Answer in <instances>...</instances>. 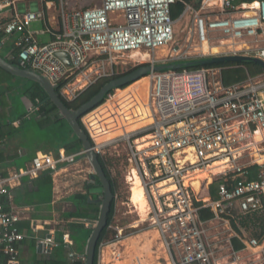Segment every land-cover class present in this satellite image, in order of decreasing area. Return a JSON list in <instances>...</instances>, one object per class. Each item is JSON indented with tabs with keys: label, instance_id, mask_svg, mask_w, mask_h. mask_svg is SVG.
<instances>
[{
	"label": "built area",
	"instance_id": "1",
	"mask_svg": "<svg viewBox=\"0 0 264 264\" xmlns=\"http://www.w3.org/2000/svg\"><path fill=\"white\" fill-rule=\"evenodd\" d=\"M19 1L0 0V33L13 38L19 66L61 86L66 100L76 99L101 78V66L133 58L135 51L155 53L172 44L176 21L188 13L193 15L188 34L201 45V52L211 33H221L231 42L223 55L249 56L246 41L264 38V0L239 5L233 0H203L197 9L187 4L176 20L171 7L182 0H89L70 7L67 0H58L57 28L48 24L44 10H21ZM38 1L52 3H34ZM214 6L220 14L203 12ZM38 21L43 28L31 30ZM40 35H49L50 40L41 43ZM60 52L69 56L70 65L57 56ZM188 54L177 51L164 62L195 59ZM252 56L264 61V47ZM147 79L142 103L129 94L119 98L110 94L82 116L94 151L101 155L109 145L126 140L131 169L127 178L131 183L135 172L141 179L146 217L159 234L169 264H264V237L228 226L264 210V72L229 86L222 83L219 68L152 72ZM123 106L126 110L121 112ZM34 110L38 108L33 106L30 113ZM138 122L144 123L126 133V123ZM117 130L116 137H106ZM77 155L65 150L58 156L38 153L17 172L4 176L0 171V264H21L19 245L27 237L18 227L19 215L4 200L11 195L10 185L23 176L55 172ZM196 180L207 189V199L199 197ZM214 181L219 182L216 198L210 191ZM203 209H209L212 218L202 219ZM219 222L231 231L225 238L212 231ZM114 230L112 241L119 242L124 230L119 226ZM62 239L68 243L69 233ZM234 239L241 249L234 248ZM39 243L43 253L58 245L52 237ZM69 257L78 256L71 252Z\"/></svg>",
	"mask_w": 264,
	"mask_h": 264
},
{
	"label": "rangeland",
	"instance_id": "2",
	"mask_svg": "<svg viewBox=\"0 0 264 264\" xmlns=\"http://www.w3.org/2000/svg\"><path fill=\"white\" fill-rule=\"evenodd\" d=\"M66 2L67 6L70 7L76 6L77 4L80 6L85 5L89 3V0H67ZM215 2H217V0H214V3ZM48 10L49 12H54L55 15L57 14L58 5L55 0H52ZM211 10L214 11L211 13L212 15L220 14V8H218V6L206 8L203 12L209 14ZM192 17L193 15L188 13L184 19L176 21L174 27L175 39L172 44L156 50L155 53H147L146 51H142L141 53L133 52V58L128 56L117 59L116 63L110 65L105 64V66H101L99 69L100 75H102V77L103 75L108 77L115 74L125 73L141 64L151 62L162 63L167 60L166 57H170V55L177 51L189 53L188 55L190 58L223 55L224 51H228V44L231 43L227 41L228 38L221 35V33H211L209 35V41H207L209 48L206 49L204 47L202 50L203 52H201V50H199L201 45L196 41L194 36L190 37L188 34ZM30 28L33 31L39 30L43 28V22H33ZM38 40L41 43L48 42L50 37L47 35L38 36ZM246 42L248 46L251 47L249 56L255 54L256 49L264 47L263 37H257L252 40L250 39ZM213 47H217V50H213ZM2 53L5 54L4 50H2ZM142 80L145 81L139 83ZM148 82L149 80L147 79V76L143 77L124 88L115 89L111 95L115 98H119L129 94L133 100L137 101V103H142V99L144 97L143 90L145 85L146 87L148 86ZM24 83L25 80L22 78H11L4 86H0V93L4 91L3 95L0 94L1 99L5 100L7 96L12 97L16 102V107H18L17 111L19 113L24 112V108H22V88ZM6 88L10 90L9 93H7V91L5 92ZM125 103L129 102L125 101ZM131 104H134V102ZM124 107L125 106H123V109L120 110L121 112L126 110ZM135 110L137 111L136 108ZM105 117H108V115ZM110 121L111 119L108 118L107 122ZM141 123L144 122L134 124L126 123V133L134 131V129H136V127H138ZM22 128H30V123L25 124ZM119 134L120 131L117 130L110 132V134H107L106 137H116ZM30 136L33 137V135ZM101 155L105 158V160H110L109 170L111 175L116 179L118 187L114 197V216L111 222V227H109L110 235L109 238L100 245L98 264H169L166 249L162 245V241L157 230L151 226L149 219L146 217V211L143 213L131 202V184L127 178L131 169L128 161V146L126 140L121 139L118 143L109 145L103 150ZM56 172L57 173L53 172L52 175H57V179L62 182L59 193L62 201L64 202L63 208L72 209V206L67 203L68 196L85 191V184L87 181H90L89 175L94 172V169L88 158L81 157L79 159H74L71 162L59 165ZM198 194L199 197L202 198L201 194ZM140 212L142 213L140 214ZM233 223L235 225H240L241 227L240 220H237L236 222L231 221L228 225L237 232ZM91 224L94 226L96 222H90L89 226H92ZM114 226H119L124 230L123 236L119 242L112 241L115 234ZM225 228V224L219 222L215 223V229L212 231H219V238H225L228 234H231V231L229 229V231H227ZM245 232L246 234L253 235L252 228L246 229Z\"/></svg>",
	"mask_w": 264,
	"mask_h": 264
},
{
	"label": "trees",
	"instance_id": "3",
	"mask_svg": "<svg viewBox=\"0 0 264 264\" xmlns=\"http://www.w3.org/2000/svg\"><path fill=\"white\" fill-rule=\"evenodd\" d=\"M259 0H233L235 5H239L241 3H250ZM56 4H58V0H55ZM203 0H182L174 3L171 7V16L173 19H178L180 15L183 13L185 6L187 4L191 5L195 9L199 8L202 4ZM0 43L1 50H4L5 53L10 52L8 56H5L9 62L14 65L19 66V62L16 59V50L13 48L12 41L9 39H5L4 35L0 33ZM5 55V54H4ZM201 68H219L220 69V78L222 83L225 86H229L235 83H240L245 81L249 76H255L264 72L262 66L254 61H241V62H226V63H219L213 65H206V66H192L189 68L181 69V70H195ZM180 70V71H181ZM121 74H115L108 77H101L97 79L93 84L88 86L85 90H83L80 95L74 100H66L62 97L60 93V87H55L56 92L60 96L61 100L70 110H74L78 108L80 105L85 103L89 100L92 96H94L99 89L107 83L110 79L120 76ZM20 79L22 77H18L12 75L0 67V86H4L9 79ZM23 85V95L26 96L38 110H34L29 114V118H27L28 114H24L19 118H14L9 122H4V111H5V104L2 107V114L0 115V138H3L5 133L4 128L6 124H11L12 121L19 120L20 124L19 127H24L25 124L30 123L39 131H45L46 135L44 138V142L46 147L51 148V153L53 156H58L59 150L64 149L65 152L70 154H77L82 149V142L80 139L73 133L72 127L68 123V121L60 117L59 111L56 105L49 99L46 91L44 88L39 85L35 81H27L25 78ZM10 92L8 88H6L5 92ZM114 90H111L101 102L103 103L110 94L113 93ZM4 91L0 94L3 95ZM6 100V99H5ZM5 100L1 99L0 96V104L6 103ZM8 100V99H7ZM100 103V104H101ZM7 104V103H6ZM39 116V117H38ZM82 118V117H81ZM81 118L79 119L80 125L85 129L81 122ZM2 121V122H1ZM86 131V129H85ZM81 155H77L75 159L80 158ZM99 161L104 169V172L111 183V190L115 197L117 192V181L111 175L109 170L110 160H105L102 155H98ZM209 178V177H208ZM37 187L38 193H41L46 189L49 193V196L52 192V176L50 172H43L39 176L37 180ZM100 180L96 177L94 181H87L85 184V191L79 192L70 197V200L73 202L74 210L68 212L65 215L66 220H72L68 224V233L69 238L72 241L71 245V252L75 253L76 255L83 256L85 255L86 245L90 235L93 231V225L87 227L85 225L86 222L95 223L98 219L101 210V200H99V192L96 191L99 185ZM194 187L196 190L201 194L202 198L207 197V189L204 187H200L199 181L193 182ZM218 181H214L210 185V191L213 198L217 197V185ZM114 216V201L112 202L110 212L107 217V225L102 230L99 239L97 241V245L95 248V255H94V264H98V257H99V248L100 245L109 238L110 230L109 225L111 224ZM200 216L202 219H210L212 218L213 214L209 209H203L200 211ZM241 227L249 229H253V236L257 237L258 239H262L264 237V210L259 213H253L246 216L241 217L240 219ZM233 226L236 230H240V225ZM19 227V226H18ZM62 233L59 234L58 240L63 242L62 240ZM233 245L235 249H241L242 244L237 240H233ZM69 252V253H71ZM40 264H85V261L82 257H74L69 261H65L64 259L61 260H47L40 262Z\"/></svg>",
	"mask_w": 264,
	"mask_h": 264
},
{
	"label": "crops",
	"instance_id": "4",
	"mask_svg": "<svg viewBox=\"0 0 264 264\" xmlns=\"http://www.w3.org/2000/svg\"><path fill=\"white\" fill-rule=\"evenodd\" d=\"M50 5L51 4L47 5L40 1L34 3V0L19 1V8L21 10H44L47 15L48 24L53 28H57L58 11L56 15L54 12H49L48 9ZM4 15L8 16L10 13L6 12ZM9 40L12 41L13 38ZM0 53L3 56H8L10 54V52H8L4 55L1 48ZM5 102L7 104H0V115L4 114L3 121L6 123L14 118H19L25 113L29 115L31 108L34 106L24 95L22 96L23 113L17 111L18 107H16V102L12 97L7 96ZM2 104H5L6 108L3 114ZM16 119L12 121L11 124H6L4 128L5 133L2 138L3 145L0 147V171L4 176L29 166L38 153H51V148L46 147L44 142L46 135L45 131H39L33 125H30L28 129H23L19 127L20 122ZM30 135H33V137ZM61 150L64 149H60L59 151ZM52 173L53 172H51L52 192L50 196L46 189L41 193L37 192L38 187L36 184L41 175L40 173L37 177L30 178L23 176L19 180L13 182L10 185V197L4 199L7 202L8 208H10L9 210L19 215V229L27 235L19 245L21 264H40V262L53 259H64L65 261L71 259L69 257V252H71L72 241L69 238L68 243L60 242L58 237L59 234L62 233L63 235L69 231L68 224L72 220H66L65 215L74 210L73 202L70 200L72 195L67 198V203L72 206V209H64V202L59 193L62 182L57 179V175H52ZM55 173L57 172L55 171ZM93 174L94 172L89 175L90 181H93L91 179V175ZM94 192L97 191L94 190ZM89 223L90 222H86L85 225L89 227ZM45 237H52L58 243L49 253H43L39 243V240ZM77 256L79 258L82 257L85 261L83 256Z\"/></svg>",
	"mask_w": 264,
	"mask_h": 264
},
{
	"label": "water",
	"instance_id": "5",
	"mask_svg": "<svg viewBox=\"0 0 264 264\" xmlns=\"http://www.w3.org/2000/svg\"><path fill=\"white\" fill-rule=\"evenodd\" d=\"M57 56L61 58L67 65H70L69 56L67 54L60 52L57 53ZM241 61L257 62L264 69L263 60L248 55H217L181 61L162 62L156 64H141L120 76L110 79L89 100L80 105L78 108L70 110L61 100L60 96L55 90V87L51 85L42 75L38 74L35 71L21 68L20 66L12 64L7 60L5 56L0 53V67L3 70L12 75L25 78L27 81H35L44 88L49 99L56 105L60 117H63L68 121V123L72 127L73 133L82 142V149L78 154L81 155V157L88 158L90 164L92 165L94 169V174L91 175V179L94 181V179L97 177L100 180V186L97 188L96 191L100 193L99 200H101V210L96 224L93 226V231L86 245V251L84 255L85 264H94V255L97 241L102 230L107 225V217L110 212L112 202L114 201V195L111 190V183L108 180L104 169L99 161L98 154L94 151L92 142L85 129L80 125L79 119L87 112L91 111L96 106H98L111 90L124 88L152 72H161L168 70L177 71L197 65L206 66L219 63Z\"/></svg>",
	"mask_w": 264,
	"mask_h": 264
},
{
	"label": "bare ground",
	"instance_id": "6",
	"mask_svg": "<svg viewBox=\"0 0 264 264\" xmlns=\"http://www.w3.org/2000/svg\"><path fill=\"white\" fill-rule=\"evenodd\" d=\"M217 2H218V0H217ZM204 47L206 49L209 48L208 44H207V41L204 42ZM215 49L217 50V47H213V50H215ZM143 81H145V80H142L139 83H142ZM145 90H146V85H145V88L143 90L144 91L143 94H145ZM130 132L131 131H129L128 133H130ZM208 177H209V175H208ZM130 184H131V187H130V199H131V202L134 205H136L137 208L144 213L146 211V193H145V189H144V186H143V184L141 182V179H140L139 175H137L135 172H134L133 178L131 179V183ZM204 199H207V197H204ZM142 212H140V214Z\"/></svg>",
	"mask_w": 264,
	"mask_h": 264
}]
</instances>
